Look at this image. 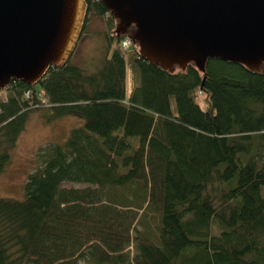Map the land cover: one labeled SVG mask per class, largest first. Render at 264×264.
Segmentation results:
<instances>
[{
  "label": "trees",
  "instance_id": "trees-1",
  "mask_svg": "<svg viewBox=\"0 0 264 264\" xmlns=\"http://www.w3.org/2000/svg\"><path fill=\"white\" fill-rule=\"evenodd\" d=\"M85 2L78 40L104 21L100 64L0 90V173L33 108L82 119L40 147L23 198L0 196V264H264V73L219 58L169 71Z\"/></svg>",
  "mask_w": 264,
  "mask_h": 264
},
{
  "label": "water",
  "instance_id": "water-1",
  "mask_svg": "<svg viewBox=\"0 0 264 264\" xmlns=\"http://www.w3.org/2000/svg\"><path fill=\"white\" fill-rule=\"evenodd\" d=\"M140 57L173 71L209 58L264 73V0H98ZM86 15L85 0H0V90L36 84L68 61Z\"/></svg>",
  "mask_w": 264,
  "mask_h": 264
},
{
  "label": "rangeland",
  "instance_id": "rangeland-1",
  "mask_svg": "<svg viewBox=\"0 0 264 264\" xmlns=\"http://www.w3.org/2000/svg\"><path fill=\"white\" fill-rule=\"evenodd\" d=\"M105 30L104 21L93 16L86 33L78 40L70 56V61L88 69H94L100 64L103 56L104 42L96 31ZM127 68L126 90L133 83ZM82 124V119L74 115H62L50 118L45 107L33 108L27 118L24 129L20 132L15 146L11 149V157L5 170L0 173V196L15 198L24 197V183L30 171L38 165L37 153L40 147L50 142H62L74 127ZM65 186L82 187L87 183L64 181ZM145 218V217H144ZM141 227V224L139 225ZM220 228L212 225V231ZM81 264H91L87 260H80Z\"/></svg>",
  "mask_w": 264,
  "mask_h": 264
},
{
  "label": "built area",
  "instance_id": "built-area-1",
  "mask_svg": "<svg viewBox=\"0 0 264 264\" xmlns=\"http://www.w3.org/2000/svg\"><path fill=\"white\" fill-rule=\"evenodd\" d=\"M131 43L132 42L128 36H124L120 41V45L122 48H127Z\"/></svg>",
  "mask_w": 264,
  "mask_h": 264
}]
</instances>
